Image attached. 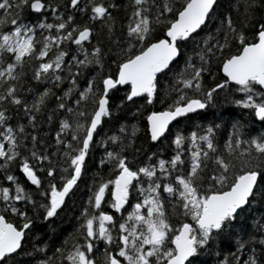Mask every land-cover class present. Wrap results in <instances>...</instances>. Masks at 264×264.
I'll return each instance as SVG.
<instances>
[{"label": "snow or ice", "instance_id": "1", "mask_svg": "<svg viewBox=\"0 0 264 264\" xmlns=\"http://www.w3.org/2000/svg\"><path fill=\"white\" fill-rule=\"evenodd\" d=\"M224 105L264 129V0H0V264H264V131Z\"/></svg>", "mask_w": 264, "mask_h": 264}, {"label": "trees", "instance_id": "2", "mask_svg": "<svg viewBox=\"0 0 264 264\" xmlns=\"http://www.w3.org/2000/svg\"><path fill=\"white\" fill-rule=\"evenodd\" d=\"M188 48H191V45H188ZM182 59V58H181ZM215 71V70H214ZM220 75L222 76V73H220ZM172 74L169 73V76L167 79H171ZM161 84H164L166 81L165 79L161 78ZM81 83H83V81H81ZM127 87V86H125ZM42 90V88H41ZM157 108H159V105H156ZM149 108H151V106H149ZM220 111H224V121H228L230 122L231 120H243V121H249L250 122V128L253 129V134H255V131L260 130V131H264V129H261L260 123L257 121L256 123L252 124L251 123V117L247 114H243L241 113L240 109L235 108L234 106H228V105H224L222 106V109H212L211 112H215L217 115L220 114ZM137 110L135 108L132 109L131 113H129V115H133L136 114ZM147 115V111L143 112V115H136V120L133 121L134 123H136L140 128H141V137H143V130H144V125L146 123L145 121V117ZM195 123H206V121H201L197 118H193ZM208 119H212L211 114H209ZM220 122V121H217ZM47 125L45 126V129H47ZM180 128L183 129L185 131L188 130L189 127H191V125L188 124V122L185 121H181V123L175 127H172V132H175L176 129ZM229 127V124L225 123L222 124V127L220 130H218L217 136L218 139L221 141V143H223V140L226 139V130ZM141 142H143V140H141ZM151 142H149L150 144ZM149 144H145V149L147 150L149 147ZM163 146L165 148H167L168 146V141L165 140L163 142ZM103 148L97 147L94 150L93 156L92 158L89 159L88 164H87V168L88 171L86 172V174L83 177L82 182L80 183V187L77 191V195L74 198L76 201V207H79V204L82 201H86L88 195L90 194L88 191V188L91 186L92 184V180H93V176L94 175H98V174H103L105 177H107L109 169L107 167L102 168L101 171L98 173L97 169L99 167L98 161L100 160L101 156L103 155ZM170 155L169 152L165 151L163 152V158H168V156ZM16 175L21 176V179H23L22 175L20 173H16ZM107 199V196H106ZM131 203H134L135 200H131ZM103 207L105 208L106 211L111 212V209L107 208L106 205H103ZM127 207V206H126ZM69 208H72L71 203L69 204ZM62 219L58 220L56 222L55 225H53V228H55V232L53 233L52 229L46 227L45 225H41L38 224L37 225V235L48 238L50 240V242H55L57 244V246H59V243L61 240L64 239V237L68 236L69 233L73 232L74 229V225L76 223V221L74 220V211L72 210H67L66 209V214L62 213ZM119 215V214H117ZM28 251H31V247L29 246ZM18 260H28L29 257L28 256H22V257H17ZM214 257L208 256V255H201L199 256L196 261H194V264H214Z\"/></svg>", "mask_w": 264, "mask_h": 264}]
</instances>
